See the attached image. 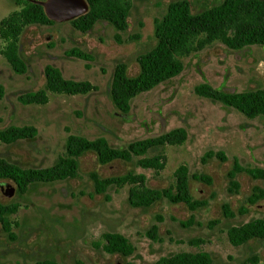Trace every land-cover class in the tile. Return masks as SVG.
<instances>
[{"label": "rangeland", "instance_id": "rangeland-1", "mask_svg": "<svg viewBox=\"0 0 264 264\" xmlns=\"http://www.w3.org/2000/svg\"><path fill=\"white\" fill-rule=\"evenodd\" d=\"M171 1L131 0L127 27L122 31L106 21L80 31L69 22L76 16L52 19L50 25H27L18 39L24 73H16L0 54V129L33 125L37 130L33 138L0 142V158L10 163L23 168L50 167L64 154L69 134L89 139L103 136L110 146L123 148L177 127L186 131L182 143L161 145L146 153L164 156L159 171L138 166L135 158L99 164L88 151L79 157L76 176L32 182L23 193L17 192L12 180L0 178V201L18 206L8 215L14 238L9 239L0 227V264H35L43 259L59 264H153L160 256L199 250L209 254L210 264H253L252 258L255 264H264V238L239 245L227 238L231 226L264 220V197L256 191L264 189V180L245 172L264 168V118H248L193 90L203 82L233 92L263 87L264 45L230 49L213 41L182 56L179 74L135 95L127 113L118 111L111 101L115 65L125 63L128 76L138 72L136 58L154 45V20L162 17ZM188 1L191 12L198 13L221 0ZM19 7L14 0H0V19ZM71 48L88 53L91 59L67 55L65 51ZM47 64L59 68L64 78L89 81L96 89L84 94L47 91L44 104L21 103L20 94L43 88ZM178 165L186 166L190 193L205 200L204 204L190 209L161 197L149 206L133 207L127 201L130 184H112L96 193L90 178L91 172L100 177L135 172L144 174L145 186L164 189L174 184ZM194 175L207 176L209 181L196 180ZM6 184L14 188L11 195L3 192ZM252 195L253 202L249 200ZM151 229L154 239L149 236ZM112 232L127 238L133 247L130 255L110 254L101 248L104 234ZM195 240L200 242H191Z\"/></svg>", "mask_w": 264, "mask_h": 264}, {"label": "trees", "instance_id": "trees-1", "mask_svg": "<svg viewBox=\"0 0 264 264\" xmlns=\"http://www.w3.org/2000/svg\"><path fill=\"white\" fill-rule=\"evenodd\" d=\"M85 1L87 10L69 21L74 28L87 31L96 21H106L118 31L125 30L131 0ZM14 2L20 7L0 19V39L3 42L0 54L16 73H24L26 64L18 50L21 32L27 25H50L54 21L45 14L39 3L32 0ZM153 35L154 45L136 58L138 72L134 76L127 75L123 62L114 67L109 94L115 108L121 113L129 111L130 100L135 95L179 74L183 69L182 56L201 50L213 41H219L230 49H240L252 44L264 45V0H221L198 13L191 12L188 0H174L168 3L162 17L154 20ZM115 39L120 41L118 34H115ZM65 52L81 59H91L88 53L77 48ZM43 75V88L20 94L17 99L21 103L44 104L48 101L47 91L84 94L96 89L89 81L64 78L59 68L50 64L44 66ZM2 89L0 85V96ZM193 90L197 95L232 107L248 118H264V86L233 92L217 89L203 82L195 85ZM36 132L33 125H9L0 129V142L12 143L19 139L33 138ZM185 138V129L177 127L157 136L134 140L123 148H115L103 136L89 139L79 134H69L65 139L64 154L50 167L23 168L0 158V178L12 180L17 192L23 193L32 182H50L76 176L79 157L88 151L95 155L99 164L115 160L128 162L135 158L138 166L159 171L164 167V156H147L146 153L161 145L182 143ZM245 172L254 179L264 180V168H247ZM173 176L172 186L157 189L145 186V176L141 173L127 172L120 176L106 177H100L96 172L90 173L96 193L104 192L112 184H130L127 201L133 207L149 206L161 197L171 203H184L190 209L205 203V200L195 199L190 193L185 165H178ZM193 178L209 181L207 176L194 175ZM256 191L260 197H264V189L257 188ZM249 200L253 202L255 196L252 195ZM17 207V203L4 204L0 201V227L9 239H13L14 235L8 215L15 213ZM223 211L228 213L226 207H223ZM149 236L155 238L153 229L149 231ZM227 238L233 245L242 244L252 238H264V220L255 218L242 225L231 226L227 230ZM103 239L101 248L107 253L128 256L133 251L127 238L120 233H106ZM191 242L199 243L200 240ZM251 260L255 264L256 258ZM35 264L59 263L43 259ZM153 264H210V256L202 250L179 251L160 256Z\"/></svg>", "mask_w": 264, "mask_h": 264}, {"label": "water", "instance_id": "water-1", "mask_svg": "<svg viewBox=\"0 0 264 264\" xmlns=\"http://www.w3.org/2000/svg\"><path fill=\"white\" fill-rule=\"evenodd\" d=\"M32 1L41 4L45 14L50 19L72 18L87 10V3L85 0H47L45 3L38 0ZM13 190L14 188L11 185L6 184L3 192L11 195Z\"/></svg>", "mask_w": 264, "mask_h": 264}]
</instances>
